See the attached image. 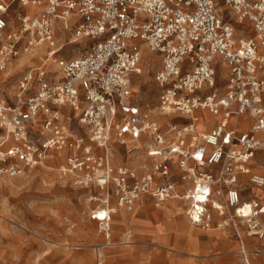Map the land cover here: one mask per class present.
Instances as JSON below:
<instances>
[{"label":"built area","instance_id":"2783aa9c","mask_svg":"<svg viewBox=\"0 0 264 264\" xmlns=\"http://www.w3.org/2000/svg\"><path fill=\"white\" fill-rule=\"evenodd\" d=\"M70 30L69 43H89L75 57L57 41ZM41 46L47 55L22 75L15 100L0 101V177L59 162L90 190L104 233L114 207L186 191L200 230L231 226L244 246L245 222L264 236V198L253 191L264 192V172H254L264 166V0H0V72ZM147 48L160 63L157 114L182 119L168 127L133 92ZM121 145L130 163L119 161ZM140 154L151 167L131 162Z\"/></svg>","mask_w":264,"mask_h":264},{"label":"rangeland","instance_id":"374dc122","mask_svg":"<svg viewBox=\"0 0 264 264\" xmlns=\"http://www.w3.org/2000/svg\"><path fill=\"white\" fill-rule=\"evenodd\" d=\"M71 33L59 32L62 38L57 41L63 45V55L75 57L89 43H69ZM46 50L22 56L0 72V101L15 100L18 81L30 66L44 61ZM145 54L133 92L142 110L151 114L158 104L155 73L160 63L155 53ZM49 63L55 70L56 64ZM153 115L165 127L182 121L175 117L159 120L158 114ZM4 135L0 129V141ZM120 147L119 161L130 163L125 146ZM59 168V162L49 161L20 177H0V264H264V236L251 234L255 229L248 223H241L240 228L246 243L243 252L231 226L208 231L193 227L186 215L187 201L181 198L168 199L160 208L140 200L131 212L116 209L111 216V239H106L98 221L91 218L96 203L88 201L90 190L74 185ZM254 172L263 173L264 166H254ZM253 191L264 197L261 188L253 187ZM250 194L249 187L244 197ZM174 207L179 208L176 215ZM121 215L129 217L125 225H121ZM263 223L264 215L256 220L264 233Z\"/></svg>","mask_w":264,"mask_h":264},{"label":"bare ground","instance_id":"6f19581e","mask_svg":"<svg viewBox=\"0 0 264 264\" xmlns=\"http://www.w3.org/2000/svg\"><path fill=\"white\" fill-rule=\"evenodd\" d=\"M30 13H35L36 11H38L39 10V8H36V7H27L26 8ZM59 38H62L61 36H58ZM40 48H44L43 46H41V47H37V48H35L34 49V51L31 53V54H23L22 56H25V55H33L38 49H40ZM146 51H148V52H150V53H152V51L149 49V48H147V49H144L143 51H142V54H143V59H144V56L146 55L145 54V52ZM21 56V57H22ZM151 57V56H150ZM20 58V57H19ZM18 58V59H19ZM154 58H157V57H154ZM18 59H16V60H18ZM22 65V62L21 63H19L18 64V66L17 67H20ZM56 69H57V66H56ZM55 69V70H56ZM142 71H143V68H142ZM57 75H59V74H57ZM155 112H153V111H151L152 113H151V115L154 113V117L156 116V114H157V109L155 108ZM159 120H163V118L165 119V118H168L167 116H158L157 117ZM199 128H201V129H203V123H200L199 124ZM140 144H138L137 142H135L134 140H129L128 141V144H127V147H129V149H134V148H140ZM135 151V150H134ZM53 161V160H52ZM46 162V161H45ZM45 162H43V164L45 163ZM54 162V161H53ZM135 166H144V165H146L145 164V162H144V156H142V154H140L139 156H137V157H135L132 161H131ZM136 164H138V165H136ZM259 167V166H258ZM36 168V167H35ZM34 168H31L29 171H26L24 174H22V175H20V176H23V175H25L27 172H30V171H32ZM20 176H17V177H20ZM9 178H16V177H9ZM181 185H183V186H185V185H187L186 183H182ZM188 186V185H187ZM190 187V186H189ZM189 187H188V189H189ZM186 192V191H185ZM182 194V193H181ZM181 194H179L181 197H179L178 199H182V195ZM186 194V193H185ZM187 201V200H186ZM188 202V201H187ZM146 204H148L147 202H144V205H146ZM115 208V210L117 209V207H114ZM178 210H179V208H177V207H174V208H172V211L175 213V215L176 214H178ZM101 213L103 212V211H100ZM121 217V225H123L124 224V222H125V220H126V218L123 216V215H121L120 216ZM264 224V223H263ZM255 233V231H253V232H251V234H254Z\"/></svg>","mask_w":264,"mask_h":264},{"label":"crops","instance_id":"0c3cea01","mask_svg":"<svg viewBox=\"0 0 264 264\" xmlns=\"http://www.w3.org/2000/svg\"><path fill=\"white\" fill-rule=\"evenodd\" d=\"M46 163V162H45ZM137 168H139V169H143L144 167L146 168L147 166H136ZM144 171V170H143ZM263 196H264V193H263ZM262 197V196H261ZM264 198V197H263ZM140 200H147L148 202H152V204L156 207V208H160L162 205H163V203L162 204H160V205H157L156 203H155V201H154V199L153 198H151L150 196H143ZM140 200L137 202V205H138V203L140 202ZM136 205V206H137ZM136 208V207H135ZM120 211H122V209H119ZM128 219H129V217H128V215H126V222H128ZM126 222H125V224H126ZM99 223V222H98ZM124 224V225H125ZM193 227H194V225H193ZM195 228H197V227H195ZM197 229H199V228H197ZM106 239H111V232L109 231V233H105L104 235H103ZM244 239V238H243ZM244 246L246 247V243H245V241H244Z\"/></svg>","mask_w":264,"mask_h":264}]
</instances>
